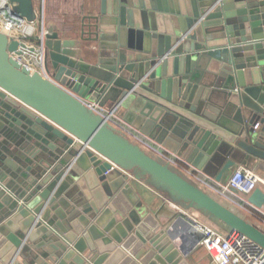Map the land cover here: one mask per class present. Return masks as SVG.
Returning <instances> with one entry per match:
<instances>
[{
  "label": "water",
  "instance_id": "water-1",
  "mask_svg": "<svg viewBox=\"0 0 264 264\" xmlns=\"http://www.w3.org/2000/svg\"><path fill=\"white\" fill-rule=\"evenodd\" d=\"M10 2L36 19L34 0ZM22 44L0 31V264H190V212L264 248L260 226L54 80L218 182L239 163L264 170V0H88L46 25L50 78L12 58Z\"/></svg>",
  "mask_w": 264,
  "mask_h": 264
},
{
  "label": "built area",
  "instance_id": "built-area-1",
  "mask_svg": "<svg viewBox=\"0 0 264 264\" xmlns=\"http://www.w3.org/2000/svg\"><path fill=\"white\" fill-rule=\"evenodd\" d=\"M37 11L36 19L27 21L13 11L10 0H0V31L24 43L17 47L20 53H10L14 60L30 72H38L50 78L44 64L46 51L44 0H40ZM88 104L139 143L153 149L182 168L203 188L224 197L234 206L247 210L251 217L264 224V200L258 206L248 200L249 194L258 184L264 186V175L256 169L239 163L225 183L218 182L185 162L175 152L164 148L162 144L141 130L123 122L116 114V106L106 108L96 103ZM258 126L259 123L256 122L253 128L257 129ZM192 228L198 232L200 236L198 245L208 252L212 264H264V248L243 233L237 230L222 232L215 226L197 219L192 222Z\"/></svg>",
  "mask_w": 264,
  "mask_h": 264
},
{
  "label": "crops",
  "instance_id": "crops-1",
  "mask_svg": "<svg viewBox=\"0 0 264 264\" xmlns=\"http://www.w3.org/2000/svg\"><path fill=\"white\" fill-rule=\"evenodd\" d=\"M87 1L88 0H44L46 25L51 24L55 26V25L70 24V23L75 22L77 19L81 17L82 13L86 10ZM34 4H35L36 12H38L37 10L39 9L40 0H34ZM70 90L74 92V94L80 99H82L83 101H86L87 103H95L93 98H91L90 96L88 98L84 96L85 95L83 93L84 90H72V89ZM103 107L109 108L110 106H103ZM260 127L261 126L259 125L258 128L256 129L257 133L261 131ZM162 146L166 148L167 150H169L170 152H173L171 148L164 146L163 144ZM256 170L260 174L264 175V170L262 169H256ZM130 183L140 198L150 200L151 203H154V206H160L163 203H165L166 206L164 207L163 213H166V214L172 213L173 211H176L178 209L176 205L172 204L170 201H167L163 194L142 184L140 181H137L131 178ZM256 187H259L260 190L264 193L263 185L258 184ZM212 194L223 204L229 207H233L235 211H237L240 215H242L247 220L254 221V223L257 222L251 217L250 213H248L247 210L240 209L234 206L230 201H228L222 196H219L218 194H214V193ZM189 215L191 217H194L193 219H197L202 222H206V223H209L215 226L210 221L201 217L197 212H190ZM215 227L222 232H226L217 226ZM181 229L183 231V235L186 238L187 244L189 243L192 244L195 241V238L200 237L197 231H194L192 228L188 229V228L181 226ZM39 239H41V236H39ZM186 257L190 264H212L208 252L202 246L198 245V242L196 243V245L192 248V250L188 253Z\"/></svg>",
  "mask_w": 264,
  "mask_h": 264
},
{
  "label": "rangeland",
  "instance_id": "rangeland-1",
  "mask_svg": "<svg viewBox=\"0 0 264 264\" xmlns=\"http://www.w3.org/2000/svg\"><path fill=\"white\" fill-rule=\"evenodd\" d=\"M37 4V3H36ZM35 5V4H34ZM54 80L61 83L63 86L69 88V89H72V90H76V88H79L81 86V84L79 82H75L73 80H71L70 78L68 77H65V76H62L60 74H57L55 77H54ZM82 92V91H81ZM83 93L85 94L84 96L85 97H89V94L88 92H84ZM261 226V225H260ZM264 227V226H263ZM262 227V228H263Z\"/></svg>",
  "mask_w": 264,
  "mask_h": 264
},
{
  "label": "trees",
  "instance_id": "trees-1",
  "mask_svg": "<svg viewBox=\"0 0 264 264\" xmlns=\"http://www.w3.org/2000/svg\"><path fill=\"white\" fill-rule=\"evenodd\" d=\"M252 218H253V217H252ZM253 219L257 221L256 223H257L258 226L261 225V226H260L261 228L264 226V224L260 223V220L258 221V219H256V218H253ZM251 222H254V221H251ZM262 229L264 230V227H263Z\"/></svg>",
  "mask_w": 264,
  "mask_h": 264
}]
</instances>
